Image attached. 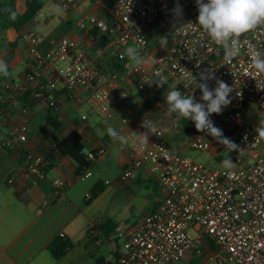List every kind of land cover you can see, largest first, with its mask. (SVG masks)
I'll return each mask as SVG.
<instances>
[{
    "label": "crops",
    "instance_id": "0c3cea01",
    "mask_svg": "<svg viewBox=\"0 0 264 264\" xmlns=\"http://www.w3.org/2000/svg\"><path fill=\"white\" fill-rule=\"evenodd\" d=\"M38 1L40 9L20 28L0 26V60L8 65L10 73L7 77L0 75V264H89V258L94 260L93 264L97 259L115 264L128 230L155 209L164 196L145 169L134 173L127 182L120 181V174L133 155L131 147L144 148L153 139L149 132V142L143 143L138 134L146 130L136 126L144 119L151 121L163 130L166 142L179 155L191 158L193 151L189 142L197 130L187 129L189 122L174 127L180 117L169 112L165 101L169 90L181 91L179 83L169 78L159 84L153 78V84H148L144 91L138 89L142 75L157 65L167 51L171 16L162 13L147 29V49L141 56L142 62L136 64L126 55L123 59L115 55L134 44H119L112 34L89 21L93 18L111 24L110 8L103 0H79L70 10H64L59 0ZM5 4L6 0H0V5ZM25 5L26 2L15 0V11L21 14ZM82 19L84 23L79 24ZM29 32L40 36L41 52L62 39L75 42L104 75V88L116 98L111 108L103 113L94 111L88 103V92L80 87L67 89L55 67L43 70L28 83ZM8 82H19L24 90L5 89ZM50 101L54 107L49 106ZM23 108L26 112H22ZM49 115L59 121L57 128L48 124ZM22 125L27 127L25 150L42 153L50 161L43 179L29 174L20 151L4 146L5 140L15 137ZM109 127L127 137L128 143L114 142L107 133ZM72 135L79 138L85 157L97 148L106 150L105 155L90 161L88 177L77 178L78 164L58 151V144ZM205 153L213 157L212 152ZM55 178L71 180L72 185L56 195L52 191ZM96 185L100 191L86 201V194H91ZM138 189L146 192L151 206L139 219L129 223L119 216V206L123 201L133 200ZM58 238L68 240L70 247L56 259L48 246ZM99 238L109 242L107 256L96 254L98 244L94 240Z\"/></svg>",
    "mask_w": 264,
    "mask_h": 264
},
{
    "label": "built area",
    "instance_id": "2783aa9c",
    "mask_svg": "<svg viewBox=\"0 0 264 264\" xmlns=\"http://www.w3.org/2000/svg\"><path fill=\"white\" fill-rule=\"evenodd\" d=\"M78 1L59 0V3L64 10H70ZM176 3L177 0H117L108 11L110 25L93 18L89 21L112 34L119 44H134L142 56L148 45L147 29L162 13H171L167 51L157 65L142 75L138 89L144 91L148 84H153V78L159 84L173 78L183 94H192L197 102L203 103L199 88L186 72H191L198 81L201 72L223 80L233 88L229 94L231 103L221 114H211L210 118L223 136L239 148L230 151L207 133L196 131L189 142L192 150L210 151L213 157L222 149L231 153V169H211L179 155L166 142L163 130L154 125L149 145L131 147L133 155L122 170L120 181L127 182L134 173L145 169L164 196L155 209L128 230L115 264H177L194 250L201 264H264V134L260 132L264 129V73L253 67L249 47L254 45L264 53V23L242 34L238 54L226 60L224 47L197 23L195 0H179L181 15L173 11ZM83 23L80 20L79 24ZM40 41L35 32L27 34L28 83L43 70L55 67L67 89L80 87L88 92V103L94 111L103 113L111 108L116 98L104 88V75L75 42L62 39L41 52ZM115 55L125 58L123 53ZM207 83L210 89L216 87L215 79ZM4 88L24 90L19 82H8ZM54 105L53 101L49 102L50 107ZM190 121L180 118L174 127ZM137 128H142L141 123ZM26 134L27 127L20 126L17 135L6 139L4 146L20 151L29 174L43 179L50 161L42 153L25 150ZM105 153V148L100 147L89 151L86 158L94 161ZM90 175V170L85 168L76 177ZM71 185V180L55 178L52 191L58 195ZM85 197L89 198L90 194ZM94 241L101 244L99 239Z\"/></svg>",
    "mask_w": 264,
    "mask_h": 264
},
{
    "label": "clouds",
    "instance_id": "9594fccd",
    "mask_svg": "<svg viewBox=\"0 0 264 264\" xmlns=\"http://www.w3.org/2000/svg\"><path fill=\"white\" fill-rule=\"evenodd\" d=\"M195 3L198 9L197 23L213 41L224 47L226 60H230L238 54L239 37L242 34L264 23V0H195ZM173 11L177 15L182 14V6L179 4V0H177ZM15 16L16 13L11 12L9 18L15 19ZM249 47L253 67L264 73V53L258 51L254 45ZM123 55H126L130 61L136 64L142 62L135 46L127 47ZM0 75L5 77L10 75L8 65L3 60H0ZM186 75L196 88H199L200 99L203 103L197 102L192 94L185 95L177 88H173L165 96L169 112L176 113L180 118L191 120L197 132L207 133L230 151H235L239 148L238 145L224 137L222 130L216 127L210 118L211 114H221L223 109L231 103L229 94L233 88L223 80L215 78L211 73L201 72L199 81L189 71L186 72ZM210 79H215L216 87L214 89H210L208 86L207 81ZM141 127L146 131L139 133L138 136L143 143L147 144L149 132L154 128V124L144 119ZM260 132L264 134V129H260ZM107 133L114 142L128 143V138L119 134L114 128L109 127ZM222 165L225 169H231L233 161L229 156H226L222 160Z\"/></svg>",
    "mask_w": 264,
    "mask_h": 264
},
{
    "label": "trees",
    "instance_id": "16d2710c",
    "mask_svg": "<svg viewBox=\"0 0 264 264\" xmlns=\"http://www.w3.org/2000/svg\"><path fill=\"white\" fill-rule=\"evenodd\" d=\"M117 0H103V3L106 7L110 8L113 6V4ZM41 2L38 0H28L26 1V5L24 8V11L19 14L15 11V0H6V4L3 6L1 5V11H0V26L3 29H6L8 27H13L15 29L20 28L22 25H24L27 21H29L34 14L40 9ZM10 10V11H9ZM11 12H15L16 16L15 19H10L9 16ZM47 122L49 125H51L53 128H57L59 126V121L53 117L52 115H49L47 117ZM193 128L195 129L194 123L192 121L187 124L186 128ZM58 151L61 152L64 155H68L70 158H72L79 167V171L88 168L90 166V161L87 160V158L82 154V144L76 136H70L66 140L62 141L57 146ZM100 191V186L96 185L92 188L91 194L89 198H86V201L92 200ZM70 247V242L68 240H64L62 238H58L56 241H54L52 244L48 246V249L52 253L53 257L58 259L62 257L67 249ZM193 256H196L195 250L193 251ZM95 264H111V263H105L103 259H97Z\"/></svg>",
    "mask_w": 264,
    "mask_h": 264
},
{
    "label": "rangeland",
    "instance_id": "374dc122",
    "mask_svg": "<svg viewBox=\"0 0 264 264\" xmlns=\"http://www.w3.org/2000/svg\"><path fill=\"white\" fill-rule=\"evenodd\" d=\"M5 0H2V2ZM169 13L168 15H170ZM109 23V22H108ZM259 120V118L257 119ZM196 154H198L196 156ZM193 155L196 157L194 158ZM191 158L189 159L194 160L197 163H202L207 165L211 169H216V168H222V160L226 157L229 156L231 158V153L227 149H222L220 150L214 157H211L210 154L201 152L198 153L197 151L193 150L190 154ZM150 193H152V189H150ZM133 200L129 201H123L120 203V211H119V216L127 219L129 223H133L137 219H139L143 214H145L149 207L151 206L150 204V198L149 196L146 195V192L143 189H138V191L135 192ZM150 204V206H149ZM118 214V213H117ZM101 242L103 243L102 245H96V254L98 256L100 255H105L107 256L110 252V245L109 242L104 239V238H99ZM204 246V244L202 243ZM193 252H188L186 255V261L184 259L180 261L177 264H201V258L200 257H194L192 256ZM94 260L89 258L88 263L93 264Z\"/></svg>",
    "mask_w": 264,
    "mask_h": 264
},
{
    "label": "water",
    "instance_id": "95a60500",
    "mask_svg": "<svg viewBox=\"0 0 264 264\" xmlns=\"http://www.w3.org/2000/svg\"><path fill=\"white\" fill-rule=\"evenodd\" d=\"M0 11H1V5H0Z\"/></svg>",
    "mask_w": 264,
    "mask_h": 264
}]
</instances>
